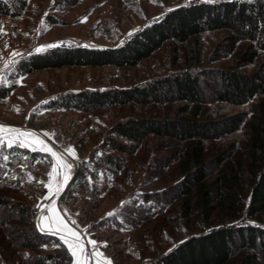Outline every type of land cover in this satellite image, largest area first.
I'll list each match as a JSON object with an SVG mask.
<instances>
[{"label":"rangeland","instance_id":"obj_1","mask_svg":"<svg viewBox=\"0 0 264 264\" xmlns=\"http://www.w3.org/2000/svg\"><path fill=\"white\" fill-rule=\"evenodd\" d=\"M223 1L232 0H20L12 9L17 16H0L4 33L0 35V90H9L0 99V125L31 134L19 137L25 147H0V200L4 201L0 205V264H155L187 238L204 231L181 213L175 141L148 137L132 153L116 151L111 142L119 141L113 132L117 123L133 117L176 118L181 103L126 104L90 112L50 107L69 94L132 88L194 67L191 61L183 63V56L191 55V43L166 42L134 67H62L21 74L18 64L54 49L117 48L172 10ZM21 2L25 7L20 10ZM224 36V31H215L198 37L199 62L194 68L210 73L231 66L233 54L223 49ZM203 82L209 85L210 80ZM260 101L264 95L243 106L206 102L201 116L221 118L238 112L249 116ZM245 125L205 142L206 159L211 161L224 151L245 154ZM13 135L6 131L5 143ZM45 145L72 165L66 181L61 167L49 180L55 158L44 150ZM213 178L211 171L209 181ZM61 183L64 187L57 195ZM17 203L28 212L15 214L12 206ZM49 205L55 216L42 219L52 215ZM230 223L264 227V212L223 224ZM32 228L56 240H34L33 248L23 247ZM66 229L77 232L84 249L95 250L96 255L85 257L76 249L73 257L60 238L74 239ZM92 240L97 241L95 246L89 243ZM262 262L264 253L258 264Z\"/></svg>","mask_w":264,"mask_h":264},{"label":"trees","instance_id":"obj_2","mask_svg":"<svg viewBox=\"0 0 264 264\" xmlns=\"http://www.w3.org/2000/svg\"><path fill=\"white\" fill-rule=\"evenodd\" d=\"M20 0H0V15L15 17L13 7ZM25 2L19 5L20 10ZM224 31L223 49L233 54L226 69L208 73L199 70L198 37L204 33ZM166 42L191 43L190 56L183 68L147 84L125 89L85 91L62 96L52 109H76L90 112L108 106L126 104L166 105L181 103L176 118L133 117L115 125L119 138L111 140L120 153H132L148 137L176 142L174 151L179 163L178 193L181 213L194 220L202 233L187 238L155 264H258L264 253V227L223 224L239 218L251 219L264 212V101L249 111L221 118L205 119L201 107L206 102L243 106L264 95V0H232L212 4L197 3L172 10L129 37L117 48L54 49L29 56L18 64L21 74L62 67H134L150 57ZM246 43L244 47L239 44ZM253 67L248 71L245 68ZM209 78V85L203 82ZM9 90H0V99ZM246 122L245 154L224 151L213 160L206 159L205 142L238 131ZM214 178L209 181L210 172ZM1 179V172H0ZM4 201L0 200V205ZM15 214L28 208L17 203ZM215 222L221 223L214 226ZM23 240V247L33 248L34 240L42 243L52 235L34 228ZM264 264V262H262Z\"/></svg>","mask_w":264,"mask_h":264},{"label":"snow or ice","instance_id":"obj_3","mask_svg":"<svg viewBox=\"0 0 264 264\" xmlns=\"http://www.w3.org/2000/svg\"><path fill=\"white\" fill-rule=\"evenodd\" d=\"M3 34L4 33L2 31H0V35H3ZM49 47H51V46H49ZM6 131L9 132V133H13L14 134L12 136L11 141H9L7 143H5L6 138L4 136V133ZM25 135H31V134L30 133L21 132L18 129H12L11 127H8V126H5V125H0V147L11 148V147L14 146V144H18V146H20V147H25L26 145L23 142L19 141V137H23ZM41 143H43V141H41ZM44 150L50 152L51 156L53 158H55L54 162H53V167L51 169V172H49L47 174L48 177H49V180L52 181L54 179V176H55V174L57 172V167H61L64 170V179L66 181L67 178H68V173L70 172V169H71L72 165L64 162L62 157H58L57 152L52 151V149L48 148L47 145L44 146ZM69 151H71V150H69ZM3 159L7 160L8 157L7 156H3ZM63 187H64V184H62V183L59 184L58 187H56L55 191H56L57 195L60 193V191L62 190ZM49 210L51 211L52 215L47 217V218H42V219H47V220H52L53 219V216H55V209L52 208L51 205H49ZM55 219L57 221H59L62 226H64L63 221L60 220V218L58 216L55 217ZM64 227L66 228V226H64ZM66 230L71 234L72 237H74V239L67 240V239H65L64 236H61L60 238L67 245L68 251L70 252V254L73 257H76V255H77L76 249H79L81 255H83L85 257H90V256H93V255H96V251L95 250L93 252L89 253V252H87L84 249V246L79 242L80 237H79V234L77 232H75L72 229H66ZM89 243H91L93 246H95L97 244V241L92 240ZM74 264H75V262H74Z\"/></svg>","mask_w":264,"mask_h":264},{"label":"crops","instance_id":"obj_4","mask_svg":"<svg viewBox=\"0 0 264 264\" xmlns=\"http://www.w3.org/2000/svg\"><path fill=\"white\" fill-rule=\"evenodd\" d=\"M1 16V15H0Z\"/></svg>","mask_w":264,"mask_h":264}]
</instances>
